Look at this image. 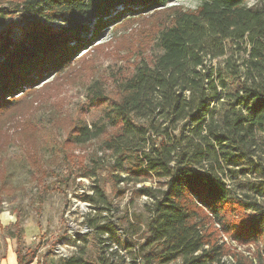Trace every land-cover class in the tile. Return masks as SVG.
Masks as SVG:
<instances>
[{"label": "trees", "instance_id": "16d2710c", "mask_svg": "<svg viewBox=\"0 0 264 264\" xmlns=\"http://www.w3.org/2000/svg\"><path fill=\"white\" fill-rule=\"evenodd\" d=\"M176 1L18 0L1 8L0 26L3 15L16 12L26 27L15 42L8 28L0 30V119L103 39L108 27L165 10L157 53L115 78L118 97L105 103L100 118L77 122L68 135L76 146L98 141V159H109L117 183L156 182L135 189L152 200L143 242L131 240L136 226L130 234L108 230L103 248H116L101 264L178 258L227 264V256L233 264H264V211L256 200L264 192L254 185L253 197L233 191L249 173L264 170V0L169 6ZM100 91L94 90L102 101ZM93 189L103 204L102 190ZM218 230L238 246L254 245V257L220 244ZM15 253L17 264L33 262L21 249ZM59 264L87 263L72 255Z\"/></svg>", "mask_w": 264, "mask_h": 264}, {"label": "rangeland", "instance_id": "374dc122", "mask_svg": "<svg viewBox=\"0 0 264 264\" xmlns=\"http://www.w3.org/2000/svg\"><path fill=\"white\" fill-rule=\"evenodd\" d=\"M17 1L0 0V10L12 9ZM200 1L178 0L169 6L193 9ZM166 14L164 10L125 20L111 30L108 27L103 39L82 51L64 72L25 94L21 105L0 119V179L6 174L0 180V264H16L17 249L34 257L31 264H59L63 259L55 252L59 244L63 255H78L87 264H101V259H108L116 248H103L108 244L107 231L115 228L130 234L136 226L138 234L131 240L143 242L139 237L146 231L152 200L135 194V189L155 186V179L135 186L117 183L109 159H98L102 154L98 141L76 146L67 140L77 122L97 120L105 103L118 97L115 78L131 72L140 59L157 53L158 30ZM2 17L0 30L8 28L14 42L23 40L26 25L19 21V13ZM96 88L101 89L102 101L95 97ZM92 170L96 176H86ZM263 171L249 173L248 181H238L233 191L239 195L246 191L253 197L254 185L264 192ZM94 186L102 190L103 204ZM256 200L264 211V196ZM217 235L219 243L225 242L231 251L254 257V245L238 246L220 231ZM225 260L233 264L230 256ZM180 262L178 258L168 264Z\"/></svg>", "mask_w": 264, "mask_h": 264}, {"label": "built area", "instance_id": "2783aa9c", "mask_svg": "<svg viewBox=\"0 0 264 264\" xmlns=\"http://www.w3.org/2000/svg\"><path fill=\"white\" fill-rule=\"evenodd\" d=\"M63 246H60V244L58 245V248H55V252H56V254H58L59 256H62V258L64 259V258H68V257H70V256H72V254L70 255H68V254H62L61 252H60V250H64V248H62ZM55 254V255H56ZM139 263H140V260H139Z\"/></svg>", "mask_w": 264, "mask_h": 264}, {"label": "crops", "instance_id": "0c3cea01", "mask_svg": "<svg viewBox=\"0 0 264 264\" xmlns=\"http://www.w3.org/2000/svg\"><path fill=\"white\" fill-rule=\"evenodd\" d=\"M3 218V216H1V219ZM10 219H11V217H10ZM9 221V220H8ZM16 256V255H15ZM16 261V260H15ZM16 264H17V262H16Z\"/></svg>", "mask_w": 264, "mask_h": 264}]
</instances>
